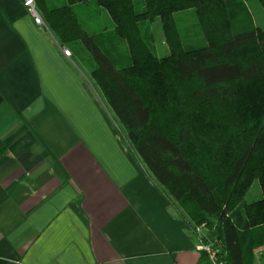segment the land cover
I'll return each mask as SVG.
<instances>
[{
  "label": "trees",
  "instance_id": "obj_1",
  "mask_svg": "<svg viewBox=\"0 0 264 264\" xmlns=\"http://www.w3.org/2000/svg\"><path fill=\"white\" fill-rule=\"evenodd\" d=\"M246 1L34 0L61 47L86 49L122 144L223 264H254L264 243V28ZM90 2L111 28H87L79 8ZM188 11L200 40L178 25ZM156 18L162 57L152 46ZM254 180L262 196L248 203Z\"/></svg>",
  "mask_w": 264,
  "mask_h": 264
},
{
  "label": "crops",
  "instance_id": "obj_2",
  "mask_svg": "<svg viewBox=\"0 0 264 264\" xmlns=\"http://www.w3.org/2000/svg\"><path fill=\"white\" fill-rule=\"evenodd\" d=\"M91 68L83 45L0 0V264H213L122 144Z\"/></svg>",
  "mask_w": 264,
  "mask_h": 264
},
{
  "label": "rangeland",
  "instance_id": "obj_3",
  "mask_svg": "<svg viewBox=\"0 0 264 264\" xmlns=\"http://www.w3.org/2000/svg\"><path fill=\"white\" fill-rule=\"evenodd\" d=\"M246 4L248 6L249 11L251 12L253 16L255 26L264 28V8L263 6L257 0H247ZM102 12L105 14V16L109 17L108 14L104 10H102ZM96 17L97 19H101L100 13L99 14L96 13ZM176 17L178 20V25L183 31L189 30L188 34L191 38L193 36H197V34H195L196 20H195V16L193 15L191 11H188L186 13H178ZM149 25H150V30L154 38L152 41V46L154 48L155 54L159 57L167 55L168 48L164 40V35H163V31L161 28L159 18H156L153 22L149 23ZM199 38L200 37H195L192 39L200 40ZM261 196H262V193H261L259 182L258 180H254L249 190L247 191L244 200L245 202L249 203V202L260 199Z\"/></svg>",
  "mask_w": 264,
  "mask_h": 264
},
{
  "label": "built area",
  "instance_id": "obj_4",
  "mask_svg": "<svg viewBox=\"0 0 264 264\" xmlns=\"http://www.w3.org/2000/svg\"><path fill=\"white\" fill-rule=\"evenodd\" d=\"M21 1L27 11L32 15L34 22L37 24H44L42 18L36 11L34 0ZM62 51L66 56L70 55L69 49L63 48ZM197 248L206 251L213 264H223L217 259V249L213 248L212 246L203 244L200 240L197 243ZM254 264H264V245L258 246L254 249Z\"/></svg>",
  "mask_w": 264,
  "mask_h": 264
}]
</instances>
